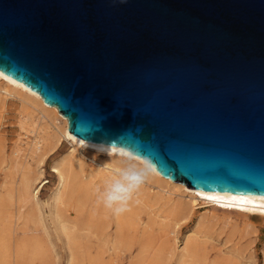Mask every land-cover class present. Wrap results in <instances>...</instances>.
<instances>
[{
    "label": "water",
    "instance_id": "1",
    "mask_svg": "<svg viewBox=\"0 0 264 264\" xmlns=\"http://www.w3.org/2000/svg\"><path fill=\"white\" fill-rule=\"evenodd\" d=\"M0 72L76 137L264 196V0H0Z\"/></svg>",
    "mask_w": 264,
    "mask_h": 264
},
{
    "label": "rangeland",
    "instance_id": "2",
    "mask_svg": "<svg viewBox=\"0 0 264 264\" xmlns=\"http://www.w3.org/2000/svg\"><path fill=\"white\" fill-rule=\"evenodd\" d=\"M18 106L20 107L17 100L11 97L6 98L3 105L0 104V211L8 207V210L16 214L15 217H12V226L14 230L16 229L13 235L15 239L12 242L15 243V240L21 241L23 235H26L24 236L26 245L22 248L21 259L18 262L13 259L11 261L6 260L2 264H79V262L80 264H176L179 254L189 238L192 239H190L193 247L191 251L197 257H194V254V256L191 255L190 258L195 261L187 258L191 261L186 259L187 264H194V262H197L195 264H264L263 218L258 215L245 217L234 211L214 210L205 203L193 208V212L185 210V213L181 212L183 214L175 215L171 211L170 205L164 201L165 198L155 195L157 188L146 183L139 187L140 190L142 188L141 191L137 190L133 194L128 204V210L120 214L123 223L122 241L119 246L114 247L112 244H114L113 236L117 231L116 215L110 209H106L103 203L99 202L97 193V189L104 190L105 183H101L98 176L93 178V176L87 175L88 170L91 171L96 167V161L106 160L107 157L86 150L79 152L78 158L79 161L83 162V166L87 167L84 173L87 176H84L82 181L88 179L92 181V183L86 181L88 182V188L91 189L90 192L92 191V200H88V203L84 205L78 218L84 222L93 216L101 226L97 228L98 230L94 228L91 230L92 232L88 233L90 237L88 241L90 242L83 240L84 249L82 251L84 254L91 253L90 255L94 256L93 261L89 262L86 254L83 256L85 258H82L83 261L79 256L78 259L76 258V262L71 260L70 250H68L69 245L66 246L65 237L56 228L54 230L55 225L49 210L52 205L51 196L56 190L58 181L56 173L52 171V166L70 155L72 145L68 140L61 137L55 150L44 157L43 160H39L38 155L31 151L30 146H28L34 136L32 133L33 125L29 122L26 125L21 124L20 121L23 119L24 114L20 112L21 109ZM57 124L58 126L62 125L61 121H57ZM27 128H30L28 130L31 131H27ZM22 172H29L31 176L37 177L33 188L39 185L40 180L44 181L38 188L35 200L31 201L25 208L23 207V211L30 210L34 213V202H37L36 205L40 207V211L46 217H44L45 225L49 227L45 231H48L47 235L35 222L26 221L27 223H25L24 218H17V211L20 209L21 203L17 200L16 195L9 198L7 194L12 182L18 185ZM86 182L84 183L86 184ZM81 197L82 194L79 193L77 187L67 196L64 204H62L67 208L65 212L67 215H75L70 205L76 204ZM183 199H187V196ZM212 214H214V217ZM33 224L38 230L34 229ZM103 226L105 230L100 231ZM170 227L173 229L171 230ZM171 231L173 232L170 233ZM23 232L24 234H22ZM42 233L45 234L42 235ZM107 233L110 236H107ZM40 235L42 236L38 237ZM194 239L196 240L194 241ZM34 243H40V247L36 246V248L40 249L41 252L33 247ZM13 246L14 244L11 248Z\"/></svg>",
    "mask_w": 264,
    "mask_h": 264
},
{
    "label": "bare ground",
    "instance_id": "3",
    "mask_svg": "<svg viewBox=\"0 0 264 264\" xmlns=\"http://www.w3.org/2000/svg\"><path fill=\"white\" fill-rule=\"evenodd\" d=\"M10 97L17 100V102L20 105V107L18 106V108H20L21 109L20 112L24 114L23 119L20 121L21 124L26 125V123L29 122L30 124L33 125V128H35V129L32 128V133L34 136L32 137L33 140L31 141V143H29L30 145L28 144V146H30L29 148H31V151H33L34 153L38 155V157L40 158L39 160H43L44 157L50 155L55 150L56 145L59 143L61 137L68 140L71 143L72 149H70L71 150L70 155L66 159H63L57 164L52 166V171L56 173L58 181H57L56 190L54 191V193H52L53 196H51L52 205L50 207L49 212H50L51 219L55 225L53 227L54 230L56 228L57 231H59L60 234H62L65 237L66 242H67L65 243L67 244L66 246L69 245L68 250H70V259L76 262V258L78 259V256L79 258L82 259V258H85L83 256L86 254L87 260L89 262L91 260L93 261L94 256L90 255L91 253L84 254V252L82 251L84 249L83 240L88 241L90 239L88 233L92 232L91 230H93L94 228L97 229L101 225L98 222V220H95L93 218V216L84 222L81 221L82 219L80 220L78 218L80 213H82L84 205L88 203V200H92V196H91L92 191L90 192L91 189L88 188L89 187L87 184L88 182H86V181H91V179L85 180L84 182H86V184L82 181V179L84 176L86 177L87 175L91 177L93 176V178L94 176L96 178L98 176L100 182L105 183L108 180V178L112 175H114L115 177H119L121 171L123 170H134L137 165L140 166V161L143 158L138 157V156L136 157L129 156L128 158H125L124 156L120 155L121 152L127 151L124 148H121L119 146L91 142V141H87V140H84V139H81L79 137L72 135L71 133H69L68 128H67V119L58 112L55 106L46 105L42 101V98L36 92L31 91L29 88H27L22 83L17 82L14 79L0 72V104L3 105L5 102V99L10 98ZM57 121H61L62 125L58 126ZM28 129L30 128H27V131H29ZM82 150L94 152L98 155L99 154L104 155L107 157V159L102 160V161L101 160L96 161V167L93 168V170L91 171L88 170L89 171L88 174L84 175L85 168L87 169V167H84L82 164L83 162H81V160L79 161V158H78V153L81 152ZM33 155H30V156L32 157ZM21 170L23 169L21 168ZM36 179L37 177L31 176L29 172H22V176L20 178L18 185L12 182V184H10L7 194L9 195V198L16 195L17 200L20 201L21 203L20 209L17 211L18 213L17 218L19 217L24 218L25 223H27L26 221L33 222V223L35 222V224H38L45 232L47 228L49 227H46L45 225L46 224L44 221L45 216L40 211V207L36 205L38 204L37 202H34L35 204L34 213H32V211L30 212V210L26 212L23 211V207L25 208L26 206L29 205V203H31V201L33 202V200H35L38 188L44 182L40 180L38 183L39 185L33 188V184L36 181ZM144 183L149 184L151 186H155L157 188L156 190L157 192L155 191L156 192L155 195L165 198L164 201L170 205V209L175 215L176 214L181 215L183 214L181 212L185 213L186 211L188 212V210L192 211L193 208L205 203V204L210 205L214 210L220 209L223 212H230V211L233 212L234 211V212H237L238 214L244 215L245 217H251L250 215H258L264 219V196L262 195H248V194H238V193H232V192H215V191H209V190L189 188L182 183H178V182L172 181L169 178L163 177L160 173L156 171L155 168H153L152 173L148 175ZM96 184L99 185L98 183ZM75 187L78 188L79 193L81 192L82 197L79 198V200H77L78 202L76 204L70 205L73 208L74 214H75L73 215L74 216L73 218V216L67 215L65 213L67 208L62 206V204H64L65 199L67 198L68 195L72 193ZM143 189L145 188L143 187ZM146 190H147V187H146ZM136 196H139V195H136ZM185 196H187V199L184 200L183 197ZM0 206H1V203H0ZM95 207L97 208V206ZM32 208L31 210H33ZM3 209L4 210L0 211V264L4 263V261L6 260L11 261L13 259L15 262H18L21 259L22 248L26 245L25 237H24L26 235H23L22 237L23 240L21 241L15 240V243H13L14 241L12 242V240L15 239L13 235L15 234V230H16V229L14 230L12 226V222H13L12 217H15L16 214L8 210V207L7 209L5 208ZM213 215L214 214H212V216ZM183 218H186V217H183ZM115 222H116L117 231L115 235L113 236L114 244L112 245H114V247L119 246V243L122 241L121 232H122L123 223H122V219L120 218V215H116ZM174 222L176 223V221ZM35 227L36 226L34 225V229L37 228ZM23 229L25 230V228ZM104 230H105V227L103 226V228L100 231H104ZM47 232H45L46 234L45 233L44 234L47 235ZM172 232L173 231H171L170 233ZM22 234H24V232ZM44 234L42 233V235ZM42 235L38 237H41ZM56 235L59 236V234L57 233ZM107 236H110V235L107 233ZM190 239L191 238L186 240L185 247L180 252L179 257H178L179 259L176 264H187L188 262L186 261V259L187 258L191 259L190 258L191 255L192 256L195 255L191 251V248L193 247L191 245ZM195 240L196 239H194V241ZM12 244H14L13 248H11ZM34 244L35 245L33 247L37 251L41 252L40 249L38 250V248H36V246L40 247V243H34ZM192 250H195V249H192ZM194 257H197V256L195 255ZM191 260L193 261L194 259H191ZM81 261H83V259ZM195 263L197 262H194V264Z\"/></svg>",
    "mask_w": 264,
    "mask_h": 264
},
{
    "label": "clouds",
    "instance_id": "4",
    "mask_svg": "<svg viewBox=\"0 0 264 264\" xmlns=\"http://www.w3.org/2000/svg\"><path fill=\"white\" fill-rule=\"evenodd\" d=\"M120 155L125 158L136 157L131 149L121 152ZM152 171L151 162L145 157L140 161V166L137 165L134 170H123L119 177L110 176L105 182L104 190L97 189L99 202L103 203L104 207L110 209L115 215L124 213L128 210V204L133 194Z\"/></svg>",
    "mask_w": 264,
    "mask_h": 264
},
{
    "label": "snow or ice",
    "instance_id": "5",
    "mask_svg": "<svg viewBox=\"0 0 264 264\" xmlns=\"http://www.w3.org/2000/svg\"><path fill=\"white\" fill-rule=\"evenodd\" d=\"M198 195H199V193H198Z\"/></svg>",
    "mask_w": 264,
    "mask_h": 264
}]
</instances>
